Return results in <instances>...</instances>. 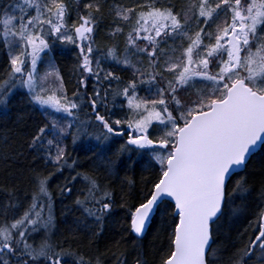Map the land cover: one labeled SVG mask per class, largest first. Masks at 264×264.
<instances>
[{
    "label": "snow or ice",
    "instance_id": "1",
    "mask_svg": "<svg viewBox=\"0 0 264 264\" xmlns=\"http://www.w3.org/2000/svg\"><path fill=\"white\" fill-rule=\"evenodd\" d=\"M108 17L110 42L98 43ZM65 50L76 60L68 79L56 62ZM0 52V116L10 118L22 94L45 117L29 124L18 111L0 133V161L32 154L26 170L6 168L0 184L8 197L0 264H65L68 256L93 264L71 241L98 237L117 207L134 234L133 264H148L140 241L153 224L161 238L154 264H264V172L258 187L247 173L264 153V0H78L74 8L69 0H0ZM69 138L83 162L70 156ZM145 156L154 175L133 193L127 173ZM253 193L254 218L223 231ZM74 194L71 239H53L56 198ZM123 240L114 245L117 264Z\"/></svg>",
    "mask_w": 264,
    "mask_h": 264
},
{
    "label": "trees",
    "instance_id": "2",
    "mask_svg": "<svg viewBox=\"0 0 264 264\" xmlns=\"http://www.w3.org/2000/svg\"><path fill=\"white\" fill-rule=\"evenodd\" d=\"M78 0H69V7L74 8L77 4ZM86 2V0H85ZM114 2V0H108V5H111ZM121 2L130 4L132 0H121ZM177 5L181 4L183 0H175ZM80 7H82V3L80 4ZM105 16L107 17V5L104 9ZM75 13H73L72 18L68 21L69 24H71L72 19H75ZM110 17L106 18L105 24L101 26L100 30L97 33V41L98 43H109L110 40L107 36L108 33V20ZM57 64L61 67L63 70V74L65 76V79H68V74L70 73L71 69L74 67L76 60L75 56L72 52L65 50L64 54L57 56ZM7 64H6V54L3 52H0V73H3L6 70ZM45 70L42 69V72ZM74 79V78H73ZM69 88L72 87V84L67 85ZM20 93L23 92V90H18ZM70 94V93H69ZM18 111H22L26 119L28 120L29 124H33L35 122L44 120L45 117L37 112L34 111L29 105H27L25 97L22 94H18L14 96L11 102V111H10V118L0 116V133H3L7 128H12V119L15 118ZM13 139L17 141H22L24 139V136L22 133L16 132L13 135ZM69 147L68 152L72 159H78L81 162L85 159V153L79 151V150H73V147L71 145V138H69L68 141ZM3 145V136L0 135V146ZM90 155V154H89ZM264 153H258L252 161L249 163V167L247 169L248 178L250 183H255L258 187L259 181L261 180V173L264 172ZM72 159H69L68 163H72ZM148 157L145 156V164L141 166H137L134 172H129L127 175L135 181V185L132 187L131 191L133 193H136L139 191L141 185V177L142 176H149L150 174L154 175V170L147 167ZM32 164V154L30 151H24L22 155L19 156L18 159L13 161L12 159H9L7 163L5 164L4 161H0V184L4 183L3 175L5 173V170L7 168L8 171L18 170V169H25L27 166ZM158 167V166H157ZM74 174V173H73ZM69 175V170H65L64 176ZM125 175L124 172H121V177ZM241 176L245 175V173H240ZM64 176L59 177V180H53L52 181V188L55 189L57 184L62 182L64 179ZM239 177L233 178V184L235 179H238ZM25 185L27 184V180L24 181ZM77 188H80L81 185L77 183ZM128 190V186L125 185V191ZM23 191V188H22ZM7 193L6 191L0 190V202L7 200ZM75 198V194L72 197H57L55 202V217L57 220L56 225V235L53 237V239L58 238H64L70 237V233L68 231L70 226L73 225L74 218L79 215L78 212H74L66 208V206H69L72 204V201ZM237 204H240V200H236ZM258 200H257V194L253 193V196L249 198L247 203V208L243 211V213L240 215V217L236 220L228 219L227 222H224L222 225L223 231H228L231 229L232 233L235 234L236 229H243L249 220L254 218V214L259 211V208L257 207ZM22 211V210H21ZM91 220L89 221V224L91 225ZM157 224H153L148 229L146 235L142 238L140 241V248L142 249L144 253V258L148 261V264H154V261L157 256V249L160 246L161 238L157 236ZM96 226H91V231H97ZM161 236H163V233H161ZM121 237H124L123 242L120 245L121 249H127V253L125 256L119 257V260L121 264H123L124 261L127 262V264H133V258L135 256V252L132 251L131 245H132V239L129 237H134V234L130 232V225L128 222L124 219V211L120 208H115L113 211V215L108 217L103 226L102 233L98 236L93 238L91 234L84 235L83 233L80 236L79 241H71V248L77 250L78 255H83L85 259L92 258L93 264H95V258L99 257L100 264H117L118 257L114 253L116 252V248L114 247L117 240H120ZM39 235L34 234V239L39 240ZM65 248L69 247V244L66 242L64 244ZM215 247V245H213ZM76 260V257L74 256H68L65 257V264H74V261Z\"/></svg>",
    "mask_w": 264,
    "mask_h": 264
},
{
    "label": "rangeland",
    "instance_id": "3",
    "mask_svg": "<svg viewBox=\"0 0 264 264\" xmlns=\"http://www.w3.org/2000/svg\"><path fill=\"white\" fill-rule=\"evenodd\" d=\"M44 68V64H41L40 65V71H41V73H42V69ZM22 90V89H21Z\"/></svg>",
    "mask_w": 264,
    "mask_h": 264
}]
</instances>
